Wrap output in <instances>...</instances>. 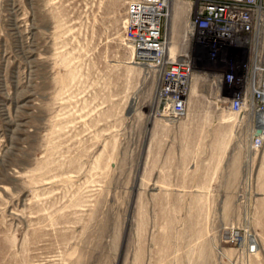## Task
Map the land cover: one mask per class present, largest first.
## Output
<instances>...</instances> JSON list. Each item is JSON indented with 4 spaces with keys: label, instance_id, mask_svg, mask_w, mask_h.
Here are the masks:
<instances>
[{
    "label": "rangeland",
    "instance_id": "1",
    "mask_svg": "<svg viewBox=\"0 0 264 264\" xmlns=\"http://www.w3.org/2000/svg\"><path fill=\"white\" fill-rule=\"evenodd\" d=\"M130 1L0 0V264H264V147L199 67L185 114H162ZM175 2L173 57L196 6Z\"/></svg>",
    "mask_w": 264,
    "mask_h": 264
},
{
    "label": "built area",
    "instance_id": "2",
    "mask_svg": "<svg viewBox=\"0 0 264 264\" xmlns=\"http://www.w3.org/2000/svg\"><path fill=\"white\" fill-rule=\"evenodd\" d=\"M195 10L188 24L186 49L171 56L165 37L167 0H132L123 21V39L138 65L159 75L157 99L159 110L169 118L180 119L186 111L190 85L199 67L212 79L215 94L235 115L246 118V132L252 149L264 147V26L263 0H192ZM222 41L220 43L219 41ZM194 42L197 53H194ZM240 50V57L224 56L222 47ZM203 56H200V53ZM209 56V57H208ZM230 60L235 66L226 73L214 66ZM225 87L232 96H223ZM262 134L258 135L257 130ZM240 232L234 231L231 243L237 245ZM244 252L251 256L257 250L256 240L249 236Z\"/></svg>",
    "mask_w": 264,
    "mask_h": 264
},
{
    "label": "bare ground",
    "instance_id": "3",
    "mask_svg": "<svg viewBox=\"0 0 264 264\" xmlns=\"http://www.w3.org/2000/svg\"><path fill=\"white\" fill-rule=\"evenodd\" d=\"M168 1V6H169V8H170V11H171V21H172V24L174 25V20H175V10H176V7H177V5H176V2H175V0H167ZM220 43H222V41L220 40L219 41ZM223 44V43H222ZM197 43L196 42H194V53L196 54L197 53ZM221 53L224 55V56H234V57H240V54H241V51L240 50H235V49H233V48H228V47H226V45H225V47H222L221 48ZM201 55L200 56H203L204 54L201 52L200 53ZM205 56V55H204ZM209 57V56H208ZM228 58V57H227ZM191 83H192V81H191ZM190 94H191V85H190ZM235 115V114H234ZM167 117V116H166ZM242 119H240V123H242ZM247 122V120L245 121V123ZM259 125H264V114H261L260 115V117H259ZM249 159H251V158H249Z\"/></svg>",
    "mask_w": 264,
    "mask_h": 264
},
{
    "label": "water",
    "instance_id": "4",
    "mask_svg": "<svg viewBox=\"0 0 264 264\" xmlns=\"http://www.w3.org/2000/svg\"><path fill=\"white\" fill-rule=\"evenodd\" d=\"M257 134H258V135L262 134V130H261V129H258V130H257Z\"/></svg>",
    "mask_w": 264,
    "mask_h": 264
}]
</instances>
